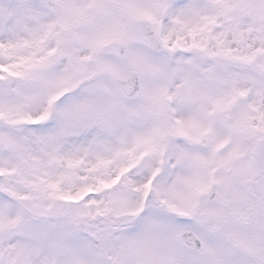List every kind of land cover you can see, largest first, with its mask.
Wrapping results in <instances>:
<instances>
[{
  "label": "snow or ice",
  "instance_id": "1",
  "mask_svg": "<svg viewBox=\"0 0 264 264\" xmlns=\"http://www.w3.org/2000/svg\"><path fill=\"white\" fill-rule=\"evenodd\" d=\"M0 264H264V0H0Z\"/></svg>",
  "mask_w": 264,
  "mask_h": 264
}]
</instances>
